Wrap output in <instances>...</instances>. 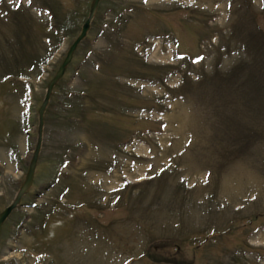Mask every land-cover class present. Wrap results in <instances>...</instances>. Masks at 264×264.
<instances>
[{"label": "rangeland", "instance_id": "rangeland-1", "mask_svg": "<svg viewBox=\"0 0 264 264\" xmlns=\"http://www.w3.org/2000/svg\"><path fill=\"white\" fill-rule=\"evenodd\" d=\"M91 1L0 0V212ZM0 264H264V0H100Z\"/></svg>", "mask_w": 264, "mask_h": 264}, {"label": "water", "instance_id": "water-1", "mask_svg": "<svg viewBox=\"0 0 264 264\" xmlns=\"http://www.w3.org/2000/svg\"><path fill=\"white\" fill-rule=\"evenodd\" d=\"M99 1L100 0H92L91 1L88 16H87L86 20L84 21L79 34L74 39L72 44L69 46V48L65 54V57L62 60L57 72L51 78V80L49 81V83L47 85L44 98H43L42 103L40 104V106L38 108V135H37L36 145H35V148L33 150V154L31 156V159L29 161L24 180L22 181L21 185L19 186V189L16 192L14 198L0 212V231H1V227H2L3 222L11 214L12 210L14 208H16V206L20 203L22 197L29 191V189L31 188V186L33 184L36 165L38 163L39 153H40V149H41V145H42V130H43V122H44V113H45V110H46L47 105L49 103L52 90H53L54 86L56 85V83L61 78V76L63 75L65 68L69 64V62L72 58L73 52L75 51L77 45L80 43V41H82L85 38L86 33L89 30L90 22H91L94 14L96 12Z\"/></svg>", "mask_w": 264, "mask_h": 264}]
</instances>
